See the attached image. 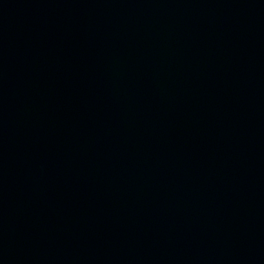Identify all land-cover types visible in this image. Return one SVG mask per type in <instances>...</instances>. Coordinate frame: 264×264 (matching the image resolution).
Here are the masks:
<instances>
[{
	"label": "water",
	"instance_id": "95a60500",
	"mask_svg": "<svg viewBox=\"0 0 264 264\" xmlns=\"http://www.w3.org/2000/svg\"><path fill=\"white\" fill-rule=\"evenodd\" d=\"M0 264H264V0H0Z\"/></svg>",
	"mask_w": 264,
	"mask_h": 264
}]
</instances>
